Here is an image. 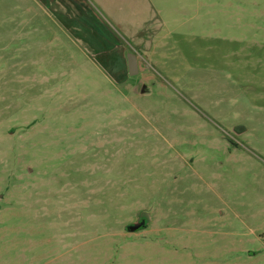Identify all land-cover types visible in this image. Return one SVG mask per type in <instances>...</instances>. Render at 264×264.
Returning a JSON list of instances; mask_svg holds the SVG:
<instances>
[{
	"label": "rangeland",
	"instance_id": "1",
	"mask_svg": "<svg viewBox=\"0 0 264 264\" xmlns=\"http://www.w3.org/2000/svg\"><path fill=\"white\" fill-rule=\"evenodd\" d=\"M0 264H264V0H0Z\"/></svg>",
	"mask_w": 264,
	"mask_h": 264
},
{
	"label": "water",
	"instance_id": "2",
	"mask_svg": "<svg viewBox=\"0 0 264 264\" xmlns=\"http://www.w3.org/2000/svg\"><path fill=\"white\" fill-rule=\"evenodd\" d=\"M128 69H129V74L131 76H134L138 73V62L135 54L128 55Z\"/></svg>",
	"mask_w": 264,
	"mask_h": 264
},
{
	"label": "crops",
	"instance_id": "3",
	"mask_svg": "<svg viewBox=\"0 0 264 264\" xmlns=\"http://www.w3.org/2000/svg\"><path fill=\"white\" fill-rule=\"evenodd\" d=\"M50 5H51L52 9H57V5H55V4H53V3L50 4ZM52 12H53V13H56L57 10H53ZM127 31H128V30H127ZM139 38H141V39H142V38L145 39L144 37H140V36H139ZM147 38H148V40H150V39L152 38L150 33L147 34ZM143 39H142V40H143ZM142 48H144V51H145V50H148V47H147L146 45H144V44L142 45Z\"/></svg>",
	"mask_w": 264,
	"mask_h": 264
}]
</instances>
